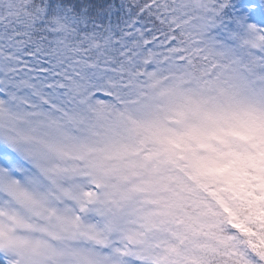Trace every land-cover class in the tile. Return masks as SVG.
<instances>
[{
	"label": "snow or ice",
	"instance_id": "6c2138e0",
	"mask_svg": "<svg viewBox=\"0 0 264 264\" xmlns=\"http://www.w3.org/2000/svg\"><path fill=\"white\" fill-rule=\"evenodd\" d=\"M0 264H264V0H0Z\"/></svg>",
	"mask_w": 264,
	"mask_h": 264
}]
</instances>
